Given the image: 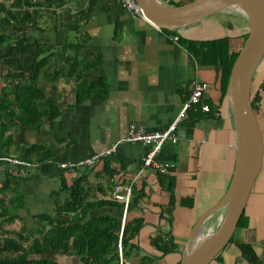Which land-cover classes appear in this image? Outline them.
Masks as SVG:
<instances>
[{"label": "crops", "instance_id": "crops-1", "mask_svg": "<svg viewBox=\"0 0 264 264\" xmlns=\"http://www.w3.org/2000/svg\"><path fill=\"white\" fill-rule=\"evenodd\" d=\"M56 2L59 5L50 6L51 10L56 9L55 13L48 12L50 16L46 17L45 25L50 28L39 36L48 39L51 45L44 54L51 55L48 60L50 75L56 67L60 69L59 77L54 79L49 76L42 82L47 89L55 88L54 96L62 110L53 126L44 122L39 133L27 131L29 138L26 143L54 145L57 154L37 166L39 171H31L36 173L38 180L31 179L26 187L22 184L24 193L30 187V193L46 203L62 202L68 199L69 191L60 189V179L64 178L65 183L70 185L74 176H82L91 198L111 199V187L117 178L112 179L104 172V163L127 177L140 169V155L147 149L140 143L122 141L127 125L137 121L149 130L165 128L187 98L192 81L198 79L206 83L204 100L210 110L187 111L176 127V141L164 142L157 154L158 160L172 162L174 168L163 176L152 169H143L141 177L133 184L132 197L140 191L143 196L136 203H131L126 214L129 220H142L135 240L143 253L160 256V252L151 245V238L159 232H168L177 248H184L198 217L223 196L232 176L237 147L232 110L227 94L221 95L218 66L200 63L181 40L229 37L232 47H236L242 35L248 33L246 17L238 10L239 7H226L224 10L227 12L240 13L235 19L237 33L234 36L227 35L220 24L205 21L204 28L219 27V34L193 36L190 34L192 27L182 28L187 32L185 34L175 27L171 28L173 32H165L145 19L131 18L117 0H96L91 10H88V0ZM56 24L68 42L81 43L83 48H54L56 32L53 26ZM83 56L88 61L94 59L96 65L81 79L86 82L103 81L106 91L103 97L90 96L77 103L75 76H67L65 72L74 57ZM261 83L264 84V52L251 77V94H259L255 115L262 137V161L243 210V224L234 230V240L251 243L263 260L264 90ZM104 151L108 154L94 165L60 166L61 163L77 162ZM35 180L39 181V186L34 183ZM104 211L119 214V210L109 207L92 213ZM224 212L225 206L214 210L201 226L213 216L218 222ZM230 245L233 249L231 253L222 251L223 261H214L216 264L245 262L235 244ZM180 251L156 258L154 262L178 264ZM172 255L175 258L169 259Z\"/></svg>", "mask_w": 264, "mask_h": 264}, {"label": "trees", "instance_id": "trees-1", "mask_svg": "<svg viewBox=\"0 0 264 264\" xmlns=\"http://www.w3.org/2000/svg\"><path fill=\"white\" fill-rule=\"evenodd\" d=\"M163 1L176 6L192 0ZM95 2L88 0V10L94 7ZM54 4L57 6L59 2L11 0L5 4L0 0V80L4 82L0 86V170L4 169V178L0 183V264H120L118 247L123 260L129 262L133 251L135 255L139 253L135 239L142 220H129L125 217L121 227L122 204L113 199L91 198L82 176H74L70 185L65 183L64 178L60 179V189L69 191L68 199L56 202L49 211L34 214L32 218L35 222L31 228L27 226L26 218L19 213L25 207L22 188V182L27 179L25 170L39 171L37 166L57 154L54 145L20 143L15 139L21 128L22 134H26L28 139L27 131L39 133L44 122L53 126L62 110L54 96L55 88L47 89L40 83V80L48 79L49 76L56 79L60 75L59 67L50 75L51 65L48 60L51 55L44 54L51 45L48 39L38 35L39 31L49 27H42V24H47V20L42 19L41 12L55 13V9H50ZM53 27L56 32L54 48H83L81 43L68 42L57 24ZM162 30L173 32L170 27ZM246 37L247 32L242 35L236 47H232L229 37L181 41L200 63L218 66L221 95H225L230 68ZM86 58L74 57L65 72L67 76H75L77 103L90 96L103 97L106 91L103 81L86 82L81 79L96 65L94 59L88 61ZM261 87L264 90V84L261 83ZM252 90L251 86L250 98L255 112L259 94L256 92L253 96ZM11 153H14V158L9 156ZM11 158L23 164L10 163L7 159ZM104 172L112 179L117 178L114 181L117 183H125L131 178V175L125 177L119 174V171L106 163ZM142 196L143 192L140 191L131 197L127 211L131 203H136ZM102 207L117 209L119 214L109 211L92 213ZM243 218L244 212L236 228L242 226ZM15 219L22 222L18 230L3 228L4 224H11ZM230 243L235 244L240 258L248 264H264V259L258 256L251 243L235 241L233 236L227 245ZM151 245L160 252L159 257L177 250V244L168 232L154 235ZM223 249L213 261L222 263ZM159 257L143 253L136 262L129 264H153Z\"/></svg>", "mask_w": 264, "mask_h": 264}, {"label": "water", "instance_id": "water-1", "mask_svg": "<svg viewBox=\"0 0 264 264\" xmlns=\"http://www.w3.org/2000/svg\"><path fill=\"white\" fill-rule=\"evenodd\" d=\"M136 1L146 20L159 29L189 23L229 6L239 7L248 22L247 37L232 63L226 87L237 147L232 176L223 196L196 220L179 263L210 264L232 237L261 166L263 144L250 89L254 66L264 52V0H192L176 6L161 0ZM221 206L225 212L218 230L209 232L194 247L202 222Z\"/></svg>", "mask_w": 264, "mask_h": 264}, {"label": "built area", "instance_id": "built-area-1", "mask_svg": "<svg viewBox=\"0 0 264 264\" xmlns=\"http://www.w3.org/2000/svg\"><path fill=\"white\" fill-rule=\"evenodd\" d=\"M121 8L131 18L145 19L144 13L136 0H117ZM206 89V83L195 79L191 83V90L182 103L178 113L174 119L163 129L149 130L145 124L137 121H131L127 125L126 133L122 138L123 142H135L147 146V149L140 155V169L131 175V178L125 183L114 182L111 187V199L120 202L123 206L121 227L124 224V220L127 214V208L130 204V200L133 193L134 182L141 177L143 169H152L159 175H166L174 168V163L160 161L157 159V154L160 151L162 145L166 141L175 142L177 139L176 127L178 123L187 115V111L190 109H199L201 111H209V104L204 100V91ZM218 115V113H216ZM108 154V151L94 153L91 156L77 161L61 163V167H75V166H91L98 160ZM10 163L22 165L23 163L17 159H7ZM118 256L120 264H129L128 261H124L122 258L120 247H118Z\"/></svg>", "mask_w": 264, "mask_h": 264}, {"label": "rangeland", "instance_id": "rangeland-1", "mask_svg": "<svg viewBox=\"0 0 264 264\" xmlns=\"http://www.w3.org/2000/svg\"><path fill=\"white\" fill-rule=\"evenodd\" d=\"M1 1H3L5 4H8L11 0H1ZM233 7H236V6H233ZM238 10L241 11L240 8H238ZM55 11H56V9H55ZM41 15H42V19H45V20H48V18H46V17L50 16L48 11H42ZM238 15H240V13H238V12H229V11L227 12L223 8V10L220 9V10H218V11H216L214 13H211V14H209V15L201 18V19H198V20H195V21H191V22L185 23V24L175 25L174 27H175V29H177L178 32H180L182 34L187 33L184 30H181L182 28H184V27H192V30L190 31V34H192L193 36H202L204 34L205 36L209 37V35L213 36V34H215V33H216V35L219 34L220 28L219 27H215V26H214L215 28H211V29L204 28L205 26L203 25V22L204 21L205 22H213V23L220 24L221 27L224 28L225 32H227V35L234 36L237 33V26H236L235 19H236V17H238ZM183 25H188V26H183ZM45 26L46 25L42 24V27H45ZM38 35H40V36L43 35L42 31H39ZM40 83L43 84L42 80H40ZM3 84H4V82L2 80H0V86H2ZM22 130H23V128H21L19 130V136L16 137L15 139L18 142H20V143H26V140H28V139L26 138V134H22V132H23ZM9 156L14 158V153H11ZM23 171L24 170L22 169V172ZM25 173L24 174L27 177V179L22 183V184H24V187H26L29 184L28 181H30L31 179L34 180L36 178V173L35 172L34 173L31 172V171L30 172H26V170H25ZM3 178H4V169H1L0 170V183H2ZM36 179L38 180V178H36ZM37 180H35L34 183H36L39 186L40 184H39V181H37ZM32 186H35V185L32 184ZM30 191H31L30 187L26 188V190H25L26 194H25V198L24 199H25V203L27 202V207H25L22 210H19V213L26 218L27 226L31 228L32 225H34V222H35L34 219L32 218V216L35 213H40V212H43V211H46V210L47 211L51 210L52 209L51 206H52L53 203H51L52 201L46 203L43 199H41V198L38 199V198L34 197V194H31ZM7 206H9V203H7ZM221 221H222V219H220L218 222H216L214 216L208 218L203 223V225L201 226L202 230H201V233H200L199 237L195 240V243H193L194 247L197 246L201 242V239H202L203 236L207 235L209 232H216L218 230V228H219V225H220ZM21 223L22 222L20 220L15 219L11 224H8V223L4 224L3 228L7 229V230H12V229L13 230H18L20 225H21ZM235 238H236V231L233 233V239H235ZM26 242L27 241H25V243ZM178 250L182 251L183 247L182 248H177V251ZM232 250H233L232 246L230 244H228L223 251H228V252L231 253ZM181 251H180V253H181ZM138 252L139 253L135 255V251H133V256L129 258L130 262H132V263L136 262L137 261V257L136 256L137 255H138V257L141 256L142 253H143V250L139 247ZM179 256H181V254ZM171 258H175L174 255L169 257V259H171ZM153 264H156V262H154ZM210 264H216V263L214 261H211ZM230 264H233V263L231 262ZM240 264H247V263L244 262V263H240Z\"/></svg>", "mask_w": 264, "mask_h": 264}, {"label": "bare ground", "instance_id": "bare-ground-1", "mask_svg": "<svg viewBox=\"0 0 264 264\" xmlns=\"http://www.w3.org/2000/svg\"><path fill=\"white\" fill-rule=\"evenodd\" d=\"M198 237H199V236H198ZM198 237H197V238H198ZM197 238H196V239H197ZM203 238H204V236L202 237V239H203ZM202 239H201V240H202Z\"/></svg>", "mask_w": 264, "mask_h": 264}]
</instances>
